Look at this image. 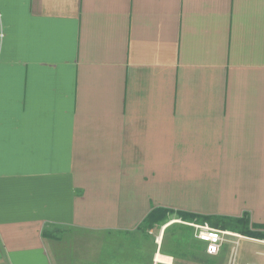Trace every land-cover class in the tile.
<instances>
[{
  "label": "crops",
  "instance_id": "obj_1",
  "mask_svg": "<svg viewBox=\"0 0 264 264\" xmlns=\"http://www.w3.org/2000/svg\"><path fill=\"white\" fill-rule=\"evenodd\" d=\"M154 207L264 225V0H0V264H85ZM168 226L116 264H172ZM233 234L208 254L264 264Z\"/></svg>",
  "mask_w": 264,
  "mask_h": 264
},
{
  "label": "rangeland",
  "instance_id": "obj_2",
  "mask_svg": "<svg viewBox=\"0 0 264 264\" xmlns=\"http://www.w3.org/2000/svg\"><path fill=\"white\" fill-rule=\"evenodd\" d=\"M172 208H179V207H172ZM182 208H187L188 210H191L190 208L197 209L199 207H192V206H185ZM167 221L163 223L162 225H157L154 227L153 233L144 235L143 240H140V238H136L135 234H130L127 236H115V237H107L106 239L101 238L98 236L95 238L96 246L93 248H86L84 249V258H81V260H85V264L88 263H94V264H112L114 261V264H116L119 261H122L123 256L127 253H130V249L132 247L137 246L135 249L136 254L128 255L130 260H135L137 258V261L140 262V252L139 250H142L141 247H143V251L147 253V255L150 256V251L153 245L155 244V241L157 240V237L159 236V231L163 228L165 224H169L168 228H166L164 232V238H163V245L164 250L168 249V246L171 247L170 249H176L179 253L174 258H172V264H219L220 260L217 257L211 256L207 252V248L204 249L203 245L201 247L197 248L196 252H192L191 255L187 254V241H191L195 238V224H199L197 222H189V221H183L180 219L177 214H170L169 217H167ZM209 224V223H208ZM189 225V226H188ZM210 225V224H209ZM211 226V225H210ZM231 232V231H230ZM64 234L63 232L61 233ZM62 235L60 237H62ZM85 235V234H84ZM99 235V234H98ZM64 237V236H63ZM229 240H231L232 236H227ZM115 238V239H114ZM114 239V240H113ZM80 240V239H79ZM117 241L114 243V245H109V242L107 241ZM139 240V241H138ZM119 241L124 242V245L122 248L116 245L119 243ZM138 242V243H137ZM107 243V245H106ZM127 244V245H125ZM232 245L230 241L226 242L224 249H227ZM110 247V248H109ZM88 249L90 250L88 252ZM108 249V252H107ZM134 249V248H133ZM132 251V250H131ZM110 252H117L118 254L113 258L112 254ZM121 252H124V255L121 256ZM237 252L239 254L244 253L245 258L247 255V259L244 258V260H250L253 261L252 256H255L254 250L251 249V251H248L246 248V244L239 245L237 248ZM74 252L70 253V258L74 262L75 258L73 255ZM80 253V252H79ZM131 254V253H130ZM141 255V254H140ZM238 255V253H237ZM59 257L58 262L59 264H62L61 257ZM122 257V258H121ZM147 258V257H146ZM70 260V262H71ZM112 261V262H111ZM211 261V262H210ZM213 261V262H212ZM147 262V261H146ZM148 264V263H146Z\"/></svg>",
  "mask_w": 264,
  "mask_h": 264
},
{
  "label": "trees",
  "instance_id": "obj_3",
  "mask_svg": "<svg viewBox=\"0 0 264 264\" xmlns=\"http://www.w3.org/2000/svg\"><path fill=\"white\" fill-rule=\"evenodd\" d=\"M177 214L183 221L209 223L212 227L235 232L244 236L264 239V225L251 222L248 212H243L240 216H229L220 214H199L190 211L174 210L167 207H154L143 218L140 225L143 230H150L155 226L162 225L167 221L170 214ZM211 262V261H210ZM213 262V261H212Z\"/></svg>",
  "mask_w": 264,
  "mask_h": 264
},
{
  "label": "built area",
  "instance_id": "obj_4",
  "mask_svg": "<svg viewBox=\"0 0 264 264\" xmlns=\"http://www.w3.org/2000/svg\"><path fill=\"white\" fill-rule=\"evenodd\" d=\"M194 226H195V232H194L195 238H198L199 240L208 243L207 251L210 254L218 253L221 247L223 246V243H226L228 241L232 242V240H229L227 236L234 235L233 232L214 228L210 226L207 222L195 224ZM234 261H235L234 252L232 251L228 264H234ZM246 264H251V263H246Z\"/></svg>",
  "mask_w": 264,
  "mask_h": 264
},
{
  "label": "bare ground",
  "instance_id": "obj_5",
  "mask_svg": "<svg viewBox=\"0 0 264 264\" xmlns=\"http://www.w3.org/2000/svg\"><path fill=\"white\" fill-rule=\"evenodd\" d=\"M235 235V234H234ZM170 258V257H169ZM168 257L162 256L161 253L157 255L156 260L160 261L161 263H165L168 264L171 262V259H169Z\"/></svg>",
  "mask_w": 264,
  "mask_h": 264
}]
</instances>
